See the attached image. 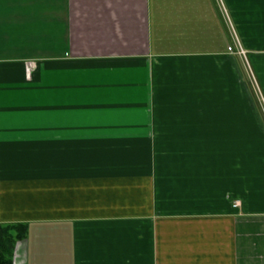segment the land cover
Masks as SVG:
<instances>
[{"label":"crops","instance_id":"0c3cea01","mask_svg":"<svg viewBox=\"0 0 264 264\" xmlns=\"http://www.w3.org/2000/svg\"><path fill=\"white\" fill-rule=\"evenodd\" d=\"M0 223L8 264H264V0H0Z\"/></svg>","mask_w":264,"mask_h":264},{"label":"trees","instance_id":"16d2710c","mask_svg":"<svg viewBox=\"0 0 264 264\" xmlns=\"http://www.w3.org/2000/svg\"><path fill=\"white\" fill-rule=\"evenodd\" d=\"M25 223H0V264H8L12 247L26 235Z\"/></svg>","mask_w":264,"mask_h":264},{"label":"built area","instance_id":"2783aa9c","mask_svg":"<svg viewBox=\"0 0 264 264\" xmlns=\"http://www.w3.org/2000/svg\"><path fill=\"white\" fill-rule=\"evenodd\" d=\"M224 12V11H223ZM225 13V12H224ZM236 37V36H235ZM228 49L229 50H233L232 44H228ZM239 53L243 54L244 50L242 48L239 47ZM235 204H237V202H235Z\"/></svg>","mask_w":264,"mask_h":264}]
</instances>
